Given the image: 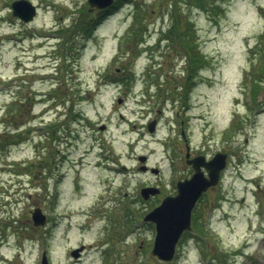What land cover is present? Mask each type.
Here are the masks:
<instances>
[{"label":"rangeland","instance_id":"rangeland-1","mask_svg":"<svg viewBox=\"0 0 264 264\" xmlns=\"http://www.w3.org/2000/svg\"><path fill=\"white\" fill-rule=\"evenodd\" d=\"M12 1L0 0V264H40L44 251L49 264H264V73L258 92L250 87L264 63V0L203 9L179 0L178 31L207 60L187 100L185 50L160 40L174 20L170 0H124L90 37L69 35L84 12L96 15L88 0H31L30 23ZM182 120L191 146L230 153L226 200L212 217L201 205L194 226L204 235H183L174 259L161 261L144 220L158 198L140 189L170 188ZM141 155L163 178L140 171ZM210 195L202 204L218 199ZM36 207L45 225H34Z\"/></svg>","mask_w":264,"mask_h":264},{"label":"water","instance_id":"water-1","mask_svg":"<svg viewBox=\"0 0 264 264\" xmlns=\"http://www.w3.org/2000/svg\"><path fill=\"white\" fill-rule=\"evenodd\" d=\"M90 9H103L111 5L114 0H88ZM13 14L20 17L24 21L33 20L37 14V7L30 0H15L12 3ZM121 101V99H120ZM157 126V119L149 122L148 128L154 132ZM104 128V126H102ZM227 153L219 151L215 156L204 162L209 175L206 176L199 165H195L196 172L191 178L178 183L179 193L176 196L165 197L161 204L156 206L145 216V220L153 221L156 224V235L154 245L151 250L152 255L162 261L173 260L177 244L186 230L192 229V211L193 208L208 187L216 185L219 182L221 171L227 164ZM141 161H146L147 156L141 155ZM196 162V160H192ZM141 169L146 170L147 165L141 166ZM152 171L157 172V168H152ZM159 191L157 187H144L141 191L145 198L151 194H156ZM32 220L34 225H44L47 221V215L40 207H36L32 211ZM85 246L72 250L71 254L78 257L81 250ZM40 264H49L46 252L42 255Z\"/></svg>","mask_w":264,"mask_h":264},{"label":"flooded vegetation","instance_id":"flooded-vegetation-1","mask_svg":"<svg viewBox=\"0 0 264 264\" xmlns=\"http://www.w3.org/2000/svg\"><path fill=\"white\" fill-rule=\"evenodd\" d=\"M12 2H11V4H12ZM17 19L19 21L24 22V23H28V22L21 20L18 17H17ZM182 47L185 51H187V48L184 45H182ZM187 55L188 54L184 53L185 58ZM187 59L188 58H186L185 68L188 67ZM50 95H51V91H49L47 94H44L43 97H47V99L51 101L52 98H50ZM263 108H264V104L261 106L259 105V109L257 111L256 117L258 116V114L264 113ZM180 124H181L180 125L181 126L180 131H181L182 139L184 138L186 140V144H185L184 148H182V146H181L180 148L178 147V148L174 149L175 155H174V157L171 158V163L169 166L170 171L173 175V177L170 181V184H171L170 188L167 186L168 184H165V183L160 182V181L154 185H152V183H149V184H145L143 186V187H145V186H156L159 188V191L156 194H154V195L150 194L151 195L150 199L156 198V197L158 198V203L156 205L160 204L165 197L176 196L178 194V192H179L178 185H177L178 182L185 180L187 178H190L194 174V172L196 171L195 165H199L201 170L207 176L209 174V171L203 163L210 160L214 156V154L219 151V150H217L213 155H211V153L209 151V149H210L209 145L206 146L207 144H204L201 146H193V145L191 146L190 143H188V141H187V140H189V136H190V134H188V131H189L188 126L186 128V126L184 125V120H182ZM240 130H241V128H240ZM15 131L17 132L18 128H16ZM211 140L214 141L216 139H214L212 137V139L208 140V144L209 143L211 144V142H212ZM192 160H196V162H192ZM179 173H181V175H179ZM183 173H185V174H183ZM224 174H225V170H223V172L221 173V180L219 181V183L215 186H210L205 192H203V194L201 195V197L198 199L197 203L195 204V206L193 208V213H192L193 230L191 231V235L192 234L193 235H199L200 234V232L196 229L194 224H195V221L197 219V211L199 210L201 205L202 206L205 205V207L208 209L209 216L212 217L217 212V210L221 209L222 202L224 200H226V194H223V192H222V182H223ZM163 175H164V169L162 168V169H160V173L157 175L159 180H160V178H163ZM166 188H169V189L166 190ZM212 191L217 193L218 199L215 200V196L212 199L210 197L211 200L209 202L202 204V202L204 200H206V201L208 200V197ZM126 195H127V193H126ZM200 220L202 221V219H200Z\"/></svg>","mask_w":264,"mask_h":264},{"label":"trees","instance_id":"trees-1","mask_svg":"<svg viewBox=\"0 0 264 264\" xmlns=\"http://www.w3.org/2000/svg\"><path fill=\"white\" fill-rule=\"evenodd\" d=\"M188 3L191 2V0H185ZM124 0H116L115 3L113 5H111V7L105 9V10H97L96 15H94V13H89V12H84L83 15L80 17L79 21L74 24L70 29L69 35H76L78 32L81 33L83 36L85 37H90L93 33L95 28L97 27V25L99 23H101V21L103 19H105L108 15L112 14L113 12L117 11L123 4H124ZM206 2H208L207 0H198V5L199 6H205ZM168 6H172L171 11H173V16H174V20L171 26V35L170 37L173 38L175 37L178 42L184 43L185 47L187 49L190 50L191 47H193V42L190 39H187L188 37H185L183 34L179 33L178 29H179V22L181 21V15H179L178 13V9L180 8V1L179 0H170ZM219 6V5H218ZM141 18V14L137 15V20ZM185 21L188 25L189 28H192V32L196 34V30L194 29V22L190 19L189 15H185ZM188 21V22H187ZM62 32H65V29L61 30ZM142 35H144V32L142 33ZM174 38V39H175ZM175 39V40H176ZM138 42L142 41V39H137ZM188 52V51H187ZM188 69H187V74H186V81L183 82L182 86H181V90L183 91V99L187 100L188 99V95L191 92L192 88H193V84L191 83V79L192 77H195L199 74L200 70L207 64V60L204 57V55L202 53L198 52L197 49V45L194 44V50L193 51H189L188 52ZM261 70H259V72H255L253 73L254 78H252L251 81V89L253 91V95L254 92L257 93L259 88H260V76L261 74L264 73V63L261 64ZM123 80V79H122ZM83 96V95H82ZM73 106H70V108ZM72 115L75 114V111L73 112H69ZM79 113V112H78ZM80 114V113H79ZM76 114L74 115L75 118ZM54 132V130H53ZM229 132V130L227 131Z\"/></svg>","mask_w":264,"mask_h":264}]
</instances>
